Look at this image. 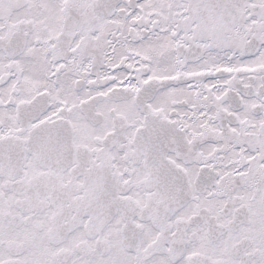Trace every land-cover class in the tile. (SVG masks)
Listing matches in <instances>:
<instances>
[{"label":"snow or ice","instance_id":"snow-or-ice-1","mask_svg":"<svg viewBox=\"0 0 264 264\" xmlns=\"http://www.w3.org/2000/svg\"><path fill=\"white\" fill-rule=\"evenodd\" d=\"M0 264H264V0H0Z\"/></svg>","mask_w":264,"mask_h":264}]
</instances>
